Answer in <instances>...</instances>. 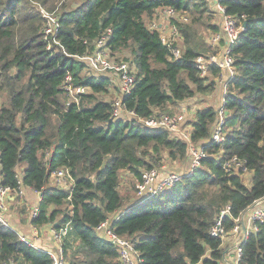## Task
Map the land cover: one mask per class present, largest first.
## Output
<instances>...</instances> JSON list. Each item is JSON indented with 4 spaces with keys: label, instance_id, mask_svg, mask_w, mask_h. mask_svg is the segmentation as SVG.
Here are the masks:
<instances>
[{
    "label": "trees",
    "instance_id": "obj_1",
    "mask_svg": "<svg viewBox=\"0 0 264 264\" xmlns=\"http://www.w3.org/2000/svg\"><path fill=\"white\" fill-rule=\"evenodd\" d=\"M219 3L247 23L233 50L236 77L224 98L222 145L211 140L219 121L211 106L187 126L191 142L143 122L215 91L221 70L212 64L202 77L196 67L199 56L217 55L224 45L205 37L206 30L220 34L207 0H0V186L42 195L31 223L68 228L61 239L67 264H121L118 248L97 229L107 220L115 233L137 240L139 264H220L223 239L210 231L221 213L228 207L223 226L230 234L235 219L264 199V0ZM166 8L175 11L170 20L179 36L170 45L162 30L151 29ZM45 12L58 24L50 35ZM109 32L110 57L133 56L135 84L122 104L134 115L114 116L115 100L101 95L113 89L118 96L117 78L94 72L83 59ZM69 86L86 91L71 94ZM191 144L205 153L200 167L135 201L143 172L162 161L191 165ZM234 158L242 168L226 171ZM60 171L71 182L66 190L51 185ZM125 174L132 182L123 193ZM0 264L53 260L0 223ZM239 264H264V223L243 242Z\"/></svg>",
    "mask_w": 264,
    "mask_h": 264
},
{
    "label": "built area",
    "instance_id": "obj_2",
    "mask_svg": "<svg viewBox=\"0 0 264 264\" xmlns=\"http://www.w3.org/2000/svg\"><path fill=\"white\" fill-rule=\"evenodd\" d=\"M216 11L219 13L222 19V31L220 34H216L211 38V43L213 45H218L224 41V45L221 47V51L217 55L211 54L209 57L199 56L196 60V67L199 70L202 77H205L209 74V67L212 64H215L220 70L221 75L216 78L217 83L222 85L225 91L224 98L227 93L228 85L236 77V68L234 66L235 59L233 57V50L239 42V38L242 32V25L238 23L237 19L232 15L227 14L226 9L218 2ZM49 20V25L46 29V34L50 35L54 33V28L57 26L56 18L50 14H45ZM163 15L167 19L175 16V11L172 8H166L163 10ZM151 29H160L162 30V41L165 44L170 45L172 38H178L177 29L168 25L167 28L164 27L162 23L157 21L152 22ZM166 30L169 32V36L166 35ZM110 37V32L103 36L97 42V49L93 56L84 57L83 59L93 68L98 71H107L116 75L119 85L120 92L118 93L117 98L113 103L114 116L118 117L124 113L129 115H134L133 112L127 111L122 104V97L129 94L135 84V73L131 68L129 63L126 62H116L110 57V54L106 50L107 41ZM172 53L175 58H178L181 54L179 48H173ZM72 81V77L68 76L66 82L69 83ZM71 94L85 93V88L79 87L76 90L69 86ZM224 103V101H223ZM219 121L217 127L215 128L212 136V142L222 145L225 136L222 131V127L225 122L226 112L223 107V104L218 109ZM184 117L182 115H170V114H159L158 116L151 117L149 119L143 120L144 125L149 128H164L170 131L173 134L179 135L182 139L191 142V127H183L182 123ZM209 143V141L207 142ZM192 146V144H191ZM193 154V155H192ZM190 155L192 157L191 168L183 174L176 172H168L163 179L159 178V170L152 168L142 173L141 181L137 185V196L138 201L142 202L148 198L156 196L161 192L172 188L173 186L182 183L184 177L191 176L194 173V170L201 165V159L205 157V153L201 149L195 147L190 148ZM226 171H230L235 168H242V164L238 162L236 158L232 159L225 163ZM245 171V169H242ZM58 183L68 179V175L64 171H60L54 175ZM25 195V190L20 187L17 191L7 187L0 186V223L8 229L15 230L10 222L6 219L5 212L8 210V203L10 198L19 197L22 198ZM251 212V223L252 228L250 231H245L244 235L235 245V261L239 264V261L242 257V244L249 236L250 233L256 232L258 230V224L264 223V199L257 201L252 208L249 210ZM229 213L228 207L225 211L221 213V216L217 219L214 226L211 228L210 234L213 237H221L223 240L227 234L223 226V217ZM38 215V208L34 209L33 218ZM122 212H118V216L121 217ZM243 216L235 219L236 225L233 228V234L239 233L242 227ZM113 220L106 221L102 223L97 229L101 232L102 238L111 242L119 250L118 260L121 264H139L137 260L136 244L137 240L134 238L120 236L115 233L113 229ZM35 233L37 234V228H34ZM51 236L54 240L60 241L63 236L67 235L68 228L65 227L61 231H57L52 226ZM21 240L27 245L33 247L38 251L47 252L52 260L53 264H67V261L64 256V251L62 246L58 249H43L39 247L35 242H33L29 237L19 234Z\"/></svg>",
    "mask_w": 264,
    "mask_h": 264
},
{
    "label": "rangeland",
    "instance_id": "obj_3",
    "mask_svg": "<svg viewBox=\"0 0 264 264\" xmlns=\"http://www.w3.org/2000/svg\"><path fill=\"white\" fill-rule=\"evenodd\" d=\"M207 1L209 2V5H210L211 0L210 1L207 0ZM217 4L215 5V8H214V11L216 13L213 11L215 13V16H213V18H212V23H216V24L218 22H220L219 13L216 11ZM162 11H160L161 15L160 14L157 15L155 21L162 23L163 25H167V24L170 25L171 20L164 17ZM46 13L47 12H45V14ZM242 27H243V25H242ZM165 32H166V35L169 36L168 30H166ZM214 36H216V33H212L209 30L205 31V37L207 38V41H210V39L213 38ZM132 57L133 56H131L130 53H126L125 55L120 56V59L124 60V62H126V63H129V61H132ZM93 70H94V72L96 71V72L103 73L106 75H113L112 73H109L107 71H98L95 68ZM85 71H87V69H85ZM113 81H114V78H113ZM221 86L222 85L219 84V85H217V88H220ZM112 93L113 94H111V95H101V96L106 100H115L117 98L116 97L117 94H115V92H112ZM221 94H222L221 90L217 89L211 95H203V94L197 95L195 98L189 99V100L185 101L184 103H182L181 105H178L177 107H175L173 109V114L179 115V116L182 115L184 117V121H183L182 125H183V127H187L191 122L196 120V112L198 110L206 109L210 106L214 107L216 109H219V107H220L219 106V103H220L219 98L221 97ZM186 163L187 162L183 163V162L176 161V162L171 163L169 161H162L160 163V165L155 166V169L159 170V172H158L159 178L158 179L159 180L163 179L168 172H172V171L179 173V174L185 173V171H183L185 168L183 170H179V166L180 165L184 166V165H186ZM249 180H250L249 176L246 175L245 176V182L248 183ZM130 181L132 182V177L128 174L127 175L125 174L123 179H122V184H121V188H120L123 193L127 192V190H126L127 188L128 189L131 188ZM70 184H71V182L69 181V179H66L64 181H61V183H58L57 180L55 178H53V181L51 182V185L58 186L59 188L64 189V190L68 189L70 187ZM24 199L25 198L22 197L21 199L13 201V203H11L10 205L8 203V210L5 212L6 213L5 216L9 222H10V219L8 218L7 213H9V216L14 215L15 217H20L21 215H26V214L31 215V213H32L31 206L27 207L26 206L27 201ZM136 200H138L137 194L135 196V201ZM10 224H11V222H10ZM49 226L52 227L53 225H46V228H48Z\"/></svg>",
    "mask_w": 264,
    "mask_h": 264
},
{
    "label": "crops",
    "instance_id": "obj_4",
    "mask_svg": "<svg viewBox=\"0 0 264 264\" xmlns=\"http://www.w3.org/2000/svg\"><path fill=\"white\" fill-rule=\"evenodd\" d=\"M218 2H219V0H211L210 6L213 9V11H214L215 5ZM162 13H163V11H162ZM159 14L161 15V12ZM219 17H220V15H219ZM217 25L219 26V30L221 32L222 31L221 30L222 29V19H221V17H220V22H218ZM164 27L167 28V25H164ZM210 43H211V39H210ZM218 45L221 46V43H219ZM109 76H111V77L113 76L114 80L117 78L116 75H114V74L113 75H109ZM117 85H118V80H117L116 86ZM217 85H219V84L217 83ZM222 88H223V86H221L220 88H217V86H216V89H215V91L217 89H220L221 92H222L221 97L219 98L220 99L219 106H221L223 104V101H224L225 91H224V88L223 89ZM111 90L113 92H115V90H113V89H111ZM213 93H210L208 95H211ZM115 94H116V92H115ZM189 127H191V126H189ZM190 168H191V165H190V162H188V161H187L186 165H184V166L180 165L179 166V170H183L184 169L183 171H185V172L188 171ZM248 176L250 178V175H248ZM24 190H25V195H24L25 199L24 200L27 201L26 206L27 207L31 206L32 213H31V215L30 214L29 215L26 214V215H21L20 217H15L14 215H10L9 216V213H7L8 214V218L10 219L11 225L13 226L15 231H17L19 234H22V235H25V236L29 237L33 242H35L39 247H41L43 249H53V250H55V249L60 248L61 247V242L54 240L52 238V236H51L50 232H51L52 227L49 226L48 228H46V225L41 226V227H36V226H34L31 223L32 219H33L34 209L38 208V206H39V204L41 202L42 195L40 193H38V192H33V191H31L30 189H27V188H24ZM18 199H21V198H19V197L10 198L9 205L11 203H13V201L18 200ZM241 216H243L242 217L243 221H242L241 231L239 233H236V234L230 233L223 240V248L225 250H224V254H223V259H222L220 264H238L235 261V245L240 240V238L243 237L245 231H250L251 228H252L251 212L247 211ZM35 227L37 228V231H38L37 234L35 233V230H34Z\"/></svg>",
    "mask_w": 264,
    "mask_h": 264
},
{
    "label": "water",
    "instance_id": "obj_5",
    "mask_svg": "<svg viewBox=\"0 0 264 264\" xmlns=\"http://www.w3.org/2000/svg\"><path fill=\"white\" fill-rule=\"evenodd\" d=\"M246 22L245 23H243V28L245 29V27H246ZM252 208V207H251ZM251 208H249L247 211H249Z\"/></svg>",
    "mask_w": 264,
    "mask_h": 264
}]
</instances>
